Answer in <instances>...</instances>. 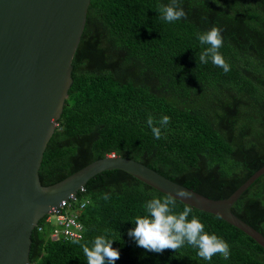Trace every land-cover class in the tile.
Returning a JSON list of instances; mask_svg holds the SVG:
<instances>
[{
    "label": "trees",
    "instance_id": "16d2710c",
    "mask_svg": "<svg viewBox=\"0 0 264 264\" xmlns=\"http://www.w3.org/2000/svg\"><path fill=\"white\" fill-rule=\"evenodd\" d=\"M169 0H91L72 59V84L39 168L55 183L109 154L137 160L212 199L232 194L264 165V0H180L186 18L166 22L156 11ZM220 29L230 71L199 64L198 35ZM168 116L156 139L147 125ZM77 192L82 242L111 230L115 264H264V248L218 216L193 215L230 247L201 259L190 245L162 253L128 235L143 204L165 194L121 170H105ZM109 199H103L104 194ZM184 203L178 202L177 211ZM232 212L264 236V174ZM73 241V240H72ZM72 241H52L35 228L30 264H87Z\"/></svg>",
    "mask_w": 264,
    "mask_h": 264
},
{
    "label": "water",
    "instance_id": "95a60500",
    "mask_svg": "<svg viewBox=\"0 0 264 264\" xmlns=\"http://www.w3.org/2000/svg\"><path fill=\"white\" fill-rule=\"evenodd\" d=\"M91 0H0V264H30L31 235L48 211L105 170L124 171L163 194L233 225L264 248V236L231 208L264 165L232 194L212 199L145 164L109 154L42 185L39 168L72 84V59Z\"/></svg>",
    "mask_w": 264,
    "mask_h": 264
},
{
    "label": "clouds",
    "instance_id": "9594fccd",
    "mask_svg": "<svg viewBox=\"0 0 264 264\" xmlns=\"http://www.w3.org/2000/svg\"><path fill=\"white\" fill-rule=\"evenodd\" d=\"M156 11L160 19L174 22L186 18V13L180 0H169L167 4L158 5ZM203 46L197 54L199 64L211 61L217 67L230 71V65L225 61L220 48L223 46V37L219 28L213 26L198 35ZM170 123L168 116H162L158 121L151 115L147 118V125L156 139L161 138V129ZM192 194L183 188H178L175 195L167 193L163 196L153 197L143 204L144 214L133 218V228L128 235L135 240L138 247L149 252L162 253L170 249L176 251L185 244L197 249V255L206 261L220 254L224 259L230 257L228 243L216 234L205 231V225L198 216L193 215V208L185 203L181 211H177L179 201L191 199ZM107 193L103 199L108 200ZM219 218V217H218ZM111 230L105 234L97 235L90 243L74 239L73 244L82 248L87 264H115L120 258V251L113 248L114 239L110 238Z\"/></svg>",
    "mask_w": 264,
    "mask_h": 264
},
{
    "label": "built area",
    "instance_id": "2783aa9c",
    "mask_svg": "<svg viewBox=\"0 0 264 264\" xmlns=\"http://www.w3.org/2000/svg\"><path fill=\"white\" fill-rule=\"evenodd\" d=\"M78 191L84 192L85 188L81 187ZM77 192L70 194L57 207L51 208L40 218L35 225L37 231L46 232L47 237L52 241L81 239L84 234V225L79 219L78 211L88 202V199L80 200Z\"/></svg>",
    "mask_w": 264,
    "mask_h": 264
}]
</instances>
